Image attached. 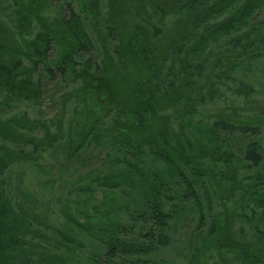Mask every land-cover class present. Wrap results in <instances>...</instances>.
I'll return each mask as SVG.
<instances>
[{"label": "trees", "instance_id": "1", "mask_svg": "<svg viewBox=\"0 0 264 264\" xmlns=\"http://www.w3.org/2000/svg\"><path fill=\"white\" fill-rule=\"evenodd\" d=\"M18 2L7 16L6 26L11 32H19L24 29L26 18H30L35 25L32 39L24 42L36 47L27 48L19 40L23 49L16 56L0 41V264H78L71 255L67 257L59 251L58 243L52 245L34 228L42 222L34 210L31 216L28 211L33 208L48 213L49 202L18 188L20 200L15 202L3 190L6 171L34 155L24 150L31 145L29 138L22 136L28 128L39 132L38 155L58 153L64 148L70 161L92 137L97 145L108 144L121 155L109 159L110 175L98 182L101 180L105 188L130 187L138 198L140 194L141 200L127 206L129 219L139 225L144 238H151L152 246L118 239L117 231L122 228L119 224H109L107 228L99 218L81 224L68 211L62 213L65 222L84 235L90 236L91 227L98 225L101 244L107 250L106 260H111L108 264L119 256L131 259L132 255H148L157 250L167 243L168 227L175 223L173 210H166L161 201L165 186L140 161L145 151L181 178L191 195L195 193L194 183L184 176L185 171L178 164L189 166L195 178L206 163L227 167L228 171L235 168H231L235 163H247L254 175L246 186L234 183L232 173L224 176L232 181V186L222 189L220 183L226 180L213 177L209 184L215 191L220 187L228 200L239 197L244 202H255V207L263 212H251L254 232L250 236L242 226L234 231L224 224L215 248L234 254L241 264L255 263L251 254L257 251L256 259L264 262V189H260L264 186L263 142H247L242 157L237 158L223 152L212 136L206 147L192 142L186 132L170 133L169 127V120L175 116H193L196 104L219 99L221 81L231 77L241 62L264 56V18L250 24L259 11L264 17V0H104L103 5L102 0ZM51 7H57L58 15L44 23L41 16ZM225 13L228 15L224 17ZM13 55L21 56L25 63L18 69H6L4 64ZM31 71L37 78L33 82L35 90L29 91L26 75ZM50 84L55 89L63 84L68 87L56 101L60 110L54 116L55 122L36 121L25 127L23 120L16 123L14 118H2L7 110L16 111L21 103L38 106L49 99ZM68 105L72 109L63 139L61 125ZM170 108L173 115L165 112ZM53 128L55 134L51 133ZM211 128L242 137L262 134L260 126L222 120L214 121ZM50 229L54 230L45 226L43 233ZM193 252L187 264L199 259L198 253Z\"/></svg>", "mask_w": 264, "mask_h": 264}, {"label": "rangeland", "instance_id": "2", "mask_svg": "<svg viewBox=\"0 0 264 264\" xmlns=\"http://www.w3.org/2000/svg\"><path fill=\"white\" fill-rule=\"evenodd\" d=\"M18 1L21 0H0V41L7 45L8 49L16 56L21 53V48L23 49V46L18 45V41L20 40L22 44L24 41H30L32 39L30 35L35 26L34 22L27 17L24 29H20L19 32H11L7 28V16L11 13L12 6L15 9L16 5L20 4ZM52 4L56 3L52 2ZM103 4L104 0H102ZM22 7L24 9L26 5L23 4ZM57 12V7H51L44 11L40 20L48 23L56 18ZM259 12L250 20V24L264 18L260 16ZM20 15L23 14L20 13ZM226 15L228 13L223 16ZM21 32L24 33L21 38H18ZM65 39L63 36V40ZM26 42H24L25 47L31 49L36 47L35 44L31 45ZM16 56L5 62L6 69H18L25 63L21 56L19 58ZM241 63V66L239 65L233 71L231 77L227 76L221 81L219 87L221 97H218L219 99L196 104L193 116L187 115L182 119V116L178 115L170 119V133L179 130L186 132L192 142L206 147L209 146V138L212 136V140L218 142L223 152L234 154L237 158L242 157L247 142L261 140L264 144V56ZM6 64L9 65L6 66ZM36 78L37 76H33L32 71L26 75V80L31 85V88L25 87L27 90H35L33 82ZM62 86L55 89L54 85L50 84L48 94L50 100L42 99L43 101L38 106L21 103L16 111L7 110L2 118H14L16 123L23 120L25 127L33 125V122L36 121L48 122L52 120L55 122L54 116L60 110L56 101H58L59 95L68 88L65 87V84ZM67 108L64 111L61 125L63 139H66L67 136L64 133L70 119L68 112L72 109V105H68ZM166 111L171 115L174 113L171 108ZM216 120L234 125L254 124L261 127L262 134L259 137L227 134L211 128ZM28 130L30 128L23 135L21 132V135L28 137L31 142V145L24 147V150L29 154L34 152V155H28L26 162L14 164L6 171L3 176V190L15 202L20 200V196L16 193V188H18L21 192L29 191L40 201L50 203L48 213L32 208L28 209V215L31 216L35 211L38 221L42 223L34 228L38 229L43 236L45 235L52 245L58 243L61 247L59 251L67 257L71 255L74 258V263L108 264L107 262L111 261L110 259L106 260L107 250L101 244L98 225L91 227L90 236L77 232L62 217V213L68 211L71 217L81 224L98 218L103 224H107V228L109 224H119L122 228L117 231L118 239L127 243L152 246L151 238L149 240L144 238L140 233L139 225L131 223L129 219L127 206L132 205L138 199L141 200L140 194L138 198L130 187L123 188L122 185H118V189L115 187L105 188L101 185L103 184L100 183L101 180L98 182L100 178L110 175L111 165L107 164L109 159L114 155L117 158L121 157L112 146L105 143L97 145L92 137L78 156L68 161L64 148H61L58 153L55 151L56 153L45 152L38 155L37 151L41 150L37 145L40 144L37 142L40 139L39 132L36 129L35 131ZM51 133L55 134L54 128ZM24 140L28 139L23 138ZM34 147L37 150L31 151ZM142 156L140 161L150 170L149 173L156 174L165 186L161 201L166 210H173V214L176 216L175 223L168 227L165 245H159L157 250H153L148 255L135 254L131 259L124 255L119 256L112 264H187L192 250L193 254L198 253L200 256L195 264H241L236 260L234 254L224 250L218 252L215 248V241L222 234L224 224H229V228L234 231L242 226L246 234L250 236L254 232L250 224L251 212L254 211L256 214L263 212L262 208L255 207V202H244L239 197L228 200L227 194L222 192V189L233 185L231 180L224 178L225 173L228 175L232 173L234 183L241 187L251 181L254 173L248 168L247 163H235L236 166L231 167L235 168L229 171L227 167H216L206 163L204 169L199 172V177L195 178L192 176V171L188 169L189 166L182 167L178 164L185 171L184 176L194 183L195 193L191 195L187 191L184 181L174 175L163 163H156L157 161L155 162L146 151ZM212 177L215 180L216 178L217 180L221 178L226 180L220 183L222 189L219 187L215 191L210 187L209 178ZM81 189L87 190V193L81 194L79 191ZM260 189H264V186H260ZM78 204L81 206L79 210H76ZM102 212L106 213V216L99 217ZM45 226L53 227L54 230L50 229L43 233ZM69 240L77 244L73 247L75 243L72 244ZM33 241L41 240L34 239ZM153 245L157 247V245ZM251 255L255 257L256 261L252 264H264L263 261L256 259L257 251Z\"/></svg>", "mask_w": 264, "mask_h": 264}]
</instances>
